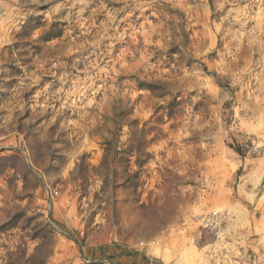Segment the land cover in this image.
<instances>
[{"label": "rangeland", "instance_id": "1", "mask_svg": "<svg viewBox=\"0 0 264 264\" xmlns=\"http://www.w3.org/2000/svg\"><path fill=\"white\" fill-rule=\"evenodd\" d=\"M0 264H264V0H0Z\"/></svg>", "mask_w": 264, "mask_h": 264}, {"label": "built area", "instance_id": "2", "mask_svg": "<svg viewBox=\"0 0 264 264\" xmlns=\"http://www.w3.org/2000/svg\"><path fill=\"white\" fill-rule=\"evenodd\" d=\"M203 224L207 229L215 231L216 234L220 235L223 231L222 227L219 226L218 216L216 214L209 215L203 219Z\"/></svg>", "mask_w": 264, "mask_h": 264}, {"label": "trees", "instance_id": "3", "mask_svg": "<svg viewBox=\"0 0 264 264\" xmlns=\"http://www.w3.org/2000/svg\"><path fill=\"white\" fill-rule=\"evenodd\" d=\"M113 146H114L113 143L109 142V143L106 144L104 150H105L106 152L111 151V150L113 149ZM237 152H240V151L237 149Z\"/></svg>", "mask_w": 264, "mask_h": 264}]
</instances>
